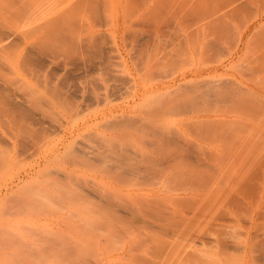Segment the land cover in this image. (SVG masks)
<instances>
[{"label": "rangeland", "instance_id": "1", "mask_svg": "<svg viewBox=\"0 0 264 264\" xmlns=\"http://www.w3.org/2000/svg\"><path fill=\"white\" fill-rule=\"evenodd\" d=\"M9 1L0 0V56L21 53L6 67L0 62V81L21 96L20 108L31 107L47 121L13 128L11 117L21 109L10 116L0 107V264H244L248 244L250 264H264V166L252 169L255 155L236 161L247 185L238 189L237 167L232 179L226 169L233 159L219 160L235 146L253 154L264 149V48L260 56L255 49L262 46L254 44L264 40V21L254 30L255 49L243 53H256L262 63L248 57L253 62L246 67L242 55L233 68L204 74L207 81H201L181 75L211 68L212 50L204 51L211 64L202 68L203 54L191 51L178 22L187 19L189 34L207 32L220 20L211 17L224 19L236 0L231 7L234 0H162L174 4L167 12L157 10L156 0L52 1L56 35L42 29L45 21L35 30L31 21L11 20L23 5L12 0L19 4L14 10ZM45 2L25 4L32 10ZM247 17L251 21L243 22H252ZM157 22L165 32L155 39ZM239 25L220 40L227 46L218 45L214 61L225 59L226 47L245 26ZM57 32L67 41L60 42ZM6 44L11 53H4ZM208 77L230 79L244 93L210 97ZM136 89L144 90L139 100L133 99ZM6 100L14 104L12 97ZM157 131L175 141L156 145ZM77 147L94 156H80ZM214 163L227 165L222 175L205 172Z\"/></svg>", "mask_w": 264, "mask_h": 264}, {"label": "bare ground", "instance_id": "2", "mask_svg": "<svg viewBox=\"0 0 264 264\" xmlns=\"http://www.w3.org/2000/svg\"><path fill=\"white\" fill-rule=\"evenodd\" d=\"M7 1V0H6ZM9 1V0H8ZM16 1H18L19 2V0H16ZM29 2H31L32 3V0H28ZM28 1L27 0H20V2L22 3V9H20V11H17V12H15L16 10H15V8H16V6L17 5H15V4H18V2L17 3H15L14 1L12 2V0H10L9 2H12L15 6H10V8L11 7H14L13 9L15 10L14 11V14H15V16H13L14 14H12V16L13 17H15V18H12V16H11V20L12 19H15L16 21L18 20H20V21H23V19L25 20V21H31L32 23V25H30V26H34L33 28H35L36 26L39 28V27H41L42 26V24L43 23H41V22H44V24L47 26H43V30H47V28H49L48 30L49 31H51V32H53V30L55 31V35H56V31L57 30H55V28L54 29H52V27L54 26L52 23V27L50 28V17L53 15V11L55 10V6L57 5V4H59L60 2H61V0H57V1H54V0H49V4H50V2H51V4L50 5H52V4H54L53 2H56L55 4L56 5H52V6H49V4H48V2L46 3L47 5H42L43 7L44 6H47L48 8L50 7H52V9L50 10V8H49V10H48V8H47V10L45 9V7H44V9H43V7L41 8V6L39 7V8H36V7H33L34 9H36L35 11H34V9H32L31 10V8H32V5H30V9H28V7H27V5L25 4V3H27L28 4ZM53 1V2H52ZM157 1V10L158 11H161V10H163V11H165V12H167V11H169L170 9H172V8H170V6L169 5H171L172 4V6L174 5L173 4V2H170V1H168L169 3H167V1H162V0H156ZM177 1V0H176ZM179 1L181 2L182 1V3H183V0H178V3H179ZM206 1H209V0H206ZM212 1V0H211ZM221 1V0H220ZM229 1V0H228ZM230 2V1H229ZM236 4L234 5V3H235V0H234V2L230 5V7L232 6V5H234L232 8H230V11H228L229 10V7H228V9H227V13L225 14V16H224V19H223V17L222 18H219V15H217L216 16V18L213 16V17H211L212 19H216V20H218V19H220L219 21H210L208 18L206 19V20H203V21H210L211 23V25H212V23H214L212 26H210L209 27V29L207 30V32L205 31L206 30V28H204V29H202V28H200L199 30L201 31L202 30V36H205L204 37V39H206L207 38V36H208V38L210 37L211 38V40L209 41L208 40V38H207V40L209 41V42H205L204 41V39H202L201 40V36L200 37H198L199 36V32L200 31H197V33L198 34H193V33H191V34H189V33H187V26H188V24L186 23L187 22V19L186 18H182V20L181 21H179L178 23H179V25H180V27H182V29L186 32V34H185V40L187 41V43H189V46H190V49H191V51L194 53V54H199V56H200V54L202 55L203 54V59H204V61L203 62H205L204 63V67L203 66H201L202 68H206V64L207 65H210L211 63L209 62V61H213L212 62V67L211 68H209L208 70H194L192 73H190V74H182L181 75V79H186L188 76L190 77H193V78H199V79H197V80H201V81H207V79H205V77L204 78H201L204 74H212L213 76H215L220 70H224V69H226L227 67H232V65H233V63H234V60L235 59H237V58H240L242 55H243V53L245 52V51H247L249 48L251 49V46H252V44H253V42L254 41H252V39H255V38H253V35H254V30L255 29H257L259 26L260 27H262V21H264V0H236ZM44 3V4H45ZM208 3H211V2H208ZM215 3H217V0L215 1ZM220 3V2H219ZM12 4V5H13ZM166 4L169 6V7H166ZM228 4V3H227ZM7 5V4H6ZM2 6V5H1ZM7 6H9V5H7ZM18 6H19V4H18ZM17 6V7H18ZM26 6V7H25ZM54 6V7H53ZM210 6V5H209ZM229 6V5H228ZM174 7V6H173ZM4 8H5V6H4ZM8 8V7H7ZM170 8V9H169ZM9 9V8H8ZM7 9V10H8ZM211 9V8H210ZM10 10V9H9ZM9 10H8V12H9ZM13 11V10H12ZM50 11V12H49ZM205 11V10H204ZM52 12V13H51ZM11 13V11L8 13V14H10ZM13 13V12H12ZM46 13H47V15H46ZM51 14V15H49V14ZM253 13V15H251ZM8 14H6V16H8ZM55 14V13H54ZM250 14V15H249ZM45 15V16H44ZM210 15H213V14H210ZM209 15V16H210ZM216 15V14H215ZM47 16V17H46ZM222 16H223V14H222ZM247 16H250V17H252L253 16V20H252V22H249V23H245V22H243V18L244 17H246V18H248ZM10 17V16H9ZM9 17H8V19H9ZM53 17V16H52ZM218 18V19H217ZM7 19V20H8ZM43 19V20H42ZM183 19H186V20H183ZM46 20H48V23H47V21ZM240 20H242L241 21V23L239 22ZM245 20V19H244ZM247 20H250L251 21V18L249 19H247ZM14 21V20H13ZM40 21V22H39ZM1 22V21H0ZM37 22V23H36ZM52 22V21H51ZM244 23V25H242L243 23ZM10 23V22H9ZM14 23V22H13ZM12 23V24H13ZM17 23V22H16ZM15 23V24H16ZM23 23V22H22ZM28 23V22H27ZM36 23V24H35ZM41 23V24H40ZM56 23V22H55ZM207 23H209V22H207ZM238 23H240L242 26H244V27H239L240 29L238 30V35H237V40H235V44H233L232 43V45L231 44H229V47L230 48H228V47H226L227 48V53L226 52H224L223 54H224V60H217L219 57H217L216 58V60L215 61H218L217 63H215V61H214V57H216L215 56V53H218L219 51V49H220V45L221 44H224L225 42H224V40L223 41H221L222 43L221 44H219V42H220V40H222L223 38H226V36L225 35H227L228 36V34H230V32L231 31H235V27H237L239 24ZM34 24V25H33ZM206 24V23H205ZM205 24H203L204 26H205ZM247 24V25H246ZM7 25V24H6ZM24 25H25V23H24ZM241 25H239V26H241ZM17 26V25H16ZM19 26V25H18ZM21 26V25H20ZM27 26H29V24L27 25ZM29 26V27H30ZM166 26V25H165ZM206 26H207V24H206ZM208 26H209V24H208ZM25 27V26H24ZM32 27L30 28V29H32ZM35 28V30H37L38 28ZM167 27V26H166ZM165 27V28H166ZM28 28V27H27ZM65 28V27H64ZM234 28V29H233ZM16 29H17V27H16ZM22 29V28H21ZM29 29V28H28ZM57 29V28H56ZM61 29V28H60ZM62 29H63V27H62ZM66 29H68V28H66ZM71 29V28H70ZM164 29V24L161 22V23H156V25L154 26V29H153V32H155V34H156V38L155 39H158L161 35H162V33H163V31L165 32V29ZM233 29V30H232ZM27 30V29H26ZM34 29H32V31H33ZM43 30H38V33H39V31L42 33L43 32ZM22 31V30H21ZM24 31V30H23ZM48 31V32H49ZM59 31V30H58ZM65 31V30H64ZM258 31V30H257ZM47 32V31H46ZM67 32H68V30H66L65 32H64V34H67ZM162 32V33H161ZM206 32V33H205ZM236 33H237V31H235ZM35 33H37V32H34L33 34L34 35H37V34H35ZM58 34H61L62 32H57ZM68 33H70V31L68 32ZM161 33V35L160 36H158L159 34ZM201 33V32H200ZM258 33V32H257ZM52 34H54V33H52ZM57 34V35H58ZM166 34V33H165ZM256 34V33H255ZM262 34H264V33H262ZM4 35V34H3ZM2 35V36H3ZM27 35V34H26ZM30 35H31V33H30ZM29 35V36H30ZM63 35V33L60 35V39L64 36H62ZM68 35V34H67ZM75 35V34H74ZM74 35H73V37H74ZM154 35V34H153ZM32 37H34L33 35H31ZM54 36V35H53ZM155 36V35H154ZM163 36H164V33H163ZM162 36V37H163ZM212 36V37H211ZM8 37H9V35H8ZM37 37V36H36ZM35 37V38H36ZM40 37V36H39ZM67 37V39H68V37L69 36H66ZM66 37L64 36V38H62L61 40L59 39V35L57 36V39H59V41L61 42V41H63V40H66L67 41V39H66ZM161 37V38H162ZM256 37V36H255ZM260 37V36H259ZM259 37H258V39H259ZM11 38V37H10ZM28 38H30V37H26V38H23V43L22 44H24V43H26V41H25V39H28ZM70 38H71V36H70ZM76 38V37H75ZM163 38H166V36L165 37H163ZM261 39H264V35H261V37H260ZM55 40H57L56 38H54ZM154 39V40H155ZM15 40V39H14ZM29 40V39H28ZM73 40H76V39H72V41ZM163 40V39H162ZM162 40H160V41H162ZM200 40L202 41V42H200ZM8 41V40H7ZM58 41V40H57ZM71 41V42H72ZM77 41L78 40H76L75 42L77 43ZM155 41H157V40H155ZM166 41V40H165ZM184 41V40H183ZM226 41H228V40H226ZM230 41V40H229ZM260 41L261 42H264V40H259V42H256V40H255V48H257V46H256V44L257 45H259V44H261V45H259V47L260 46H262V47H260V49H255V48H253V46H252V49H255V50H257V51H255V52H257V54L259 53V55L261 54V51H262V49L261 48H264V43H260ZM1 42V41H0ZM15 42V41H14ZM17 42H18V40H17ZM22 42V41H21ZM39 42V41H38ZM45 42V41H44ZM53 42H54V40H53ZM64 42V41H63ZM224 42V43H223ZM13 43V42H12ZM29 43V42H28ZM47 43V42H46ZM46 43H44V45H45V49H48V48H46V45L48 44H46ZM52 43V42H51ZM55 43V42H54ZM73 43V42H72ZM228 43V42H227ZM230 43V42H229ZM1 44V43H0ZM10 44V43H9ZM14 44V43H13ZM62 44V43H61ZM158 44V42H156V44L155 45H157ZM50 45H52V44H50L49 43V46ZM57 45V44H56ZM64 45V44H63ZM72 45V44H71ZM219 45V46H218ZM225 45H226V43H225ZM232 47H231V46ZM8 45L6 44L5 46H3V49H4V53L6 52V51H9L10 50V53H11V49H8V47H7ZM14 46V45H13ZM49 46H47V47H49ZM79 46V45H78ZM222 46V45H221ZM227 46V45H226ZM5 47V48H4ZM9 47H11L10 45H9ZM25 47V46H24ZM40 47V46H39ZM23 48V47H22ZM223 48V47H222ZM221 48V49H222ZM41 49V48H40ZM206 49H208V50H212L211 52H209L208 50H206ZM6 50V51H5ZM13 50V49H12ZM22 50V49H21ZM50 50H52L51 48L49 49V51ZM225 50V49H224ZM259 50V51H258ZM261 50V51H260ZM0 51H1V49H0ZM15 51H18V49H16ZM14 51V53H13V51H12V53L11 54H7V52L5 53V55H1L0 56V58L1 59H3V60H1L0 59V62H1V64H2V68L3 67H6V66H8V65H10V64H12V61H11V57L13 56V57H19V54L21 53H17V52H15ZM22 51H24V49L22 50ZM204 51H208L209 53H207V55L208 56H210V55H212L210 58H209V61L206 63V59L208 60V58H206L205 56H207L206 55V53L204 52ZM212 52H214V54L212 53ZM221 52V51H220ZM223 52V51H222ZM212 53V54H211ZM252 53V52H251ZM251 53L248 55V57L251 59V60H255L256 59V53H254V54H252L251 55ZM262 53H264V52H262ZM196 54V55H197ZM220 54V53H219ZM222 54V53H221ZM223 54H222V56H223ZM247 55V54H246ZM254 55H255V58H254ZM258 55V56H259ZM198 55H197V57H199ZM220 56V55H219ZM252 58H251V57ZM257 56V59H259V57ZM261 56V55H260ZM248 57L246 58V56H245V58L246 59H248ZM262 57H264V56H262ZM220 58H222V57H220ZM243 58H244V55H243ZM243 59L244 60V62L243 63H246L247 61H249L250 62V59H248L247 61H246V59ZM254 58V59H253ZM261 58V57H260ZM210 59H213V60H210ZM240 59H242V57L240 58ZM243 60H241V61H243ZM261 60L262 61H264V59H262L261 58ZM246 61V62H245ZM253 61H251V62H253ZM256 61V60H255ZM260 61V59L258 60V62ZM262 61H260L259 63H262ZM249 62H247V64L249 63ZM249 63L248 65L246 64H244L246 67H249L250 65H252V63ZM258 62H255V63H258ZM209 63V64H208ZM213 63H215V65L213 64ZM0 64V65H1ZM262 64H264V63H262ZM236 64H234V66H235ZM244 65L242 64V66L244 67ZM253 65H254V63H253ZM237 67V66H236ZM239 67L241 68V64H239ZM242 67V68H243ZM251 67V66H250ZM252 67H254V66H252ZM259 67H262L261 66V64L259 65ZM1 68V66H0V70L2 69ZM233 68V67H232ZM241 68V69H242ZM245 68V67H244ZM243 68V69H244ZM227 70V69H226ZM242 71V70H241ZM243 72V71H242ZM241 72V73H242ZM1 73V72H0ZM225 74V73H224ZM7 76V75H6ZM206 76V75H205ZM242 76H244V74L242 75ZM261 76V75H260ZM3 77H5V76H3ZM2 76H1V78H3ZM207 77V76H206ZM222 77V76H221ZM4 80H7V79H3V81ZM193 80V79H192ZM208 80H209V82H208V95H210V97H213V98H218V97H222L223 99H232V98H234V97H239L238 95H240V94H242V93H244L243 92V90L240 88V87H237L236 85H234V84H232V81L229 79L228 81H223V80H213V78L211 79V77H210V79H209V77H208ZM234 80V79H233ZM10 83V82H9ZM241 83V82H240ZM261 83V82H260ZM6 84V85H5ZM242 84V83H241ZM262 84H264V83H262ZM14 85V84H13ZM238 85V84H237ZM260 86H261V84H260ZM0 89H2V90H0V92L1 91H3V93H6V95H5V97L4 98H1V100H0V102H2L1 104H0V107H2L1 105L2 104H4V109L7 111V115H8V113H9V115L11 116L13 113H15L16 111L14 110L16 107V110H20L21 109V111H19V112H16L15 114L17 115V116H15V114H13L14 116H15V118H14V116H12L11 117V120H12V122H13V128H14V125L15 126H18V127H20V129H24V127H26L25 126V124L27 125V123L26 122H31L32 123V125H33V123L34 124H36V125H45L46 123V121L45 120H43L42 119V117L41 116H37V114L34 112V111H31V107L29 108V107H27V105L25 106L26 108H29L30 109V111H28L27 109H22L23 107H22V105H24V104H22L23 102H21L22 101V98H21V96L20 95H18L17 94V92L14 94V92H15V90H13L12 91V89L10 88V86L9 85H7V83H6V81H5V83L3 84V82H1L0 81ZM15 89V88H14ZM250 89V88H249ZM261 90V89H260ZM246 91H247V89H246ZM248 92V91H247ZM143 94H144V90H141V89H136L135 91H134V94H133V99L134 100H136V99H140V97L142 98V96H143ZM17 95V96H16ZM12 97V99H13V101L11 100V102H12V104L13 105H11V103H9L8 102V100H6L5 101V98H7V97ZM18 96H20V97H18ZM7 103H5V102ZM10 104V105H9ZM6 105H8V107H5ZM21 105V106H20ZM12 106V107H11ZM15 106V107H14ZM9 107H10V109H9ZM20 107H22V108H20ZM3 108H1V110H2ZM3 109V110H4ZM10 110V111H9ZM11 110H12V112H11ZM15 112H14V111ZM23 110H24V112H23ZM27 110V111H26ZM6 111H4V112H6ZM1 112V111H0ZM3 112V111H2ZM23 112V113H22ZM18 113H20V114H18ZM2 114V113H1ZM5 113H3V115H4ZM6 115V116H7ZM21 115V116H20ZM40 115V114H39ZM20 118H19V117ZM7 117H9V116H7ZM16 117H18V118H16ZM41 117V118H40ZM208 118H206V120H207ZM201 120H205L204 118L203 119H201ZM207 121H212V120H207ZM129 122V121H128ZM127 123V122H126ZM30 124V123H29ZM28 124V125H29ZM50 124V123H49ZM133 124V123H132ZM23 125V127H21ZM48 125V124H47ZM46 125V126H47ZM128 127H132L130 124L129 125H127ZM17 128V127H16ZM28 129V128H27ZM25 130V129H24ZM29 130L30 129H28V132H29ZM22 132V131H21ZM155 132V131H154ZM154 132H153V134H154ZM23 133V132H22ZM22 133H20V134H22ZM25 133V132H24ZM30 133H31V131H30ZM33 133V132H32ZM35 133V132H34ZM33 133V134H34ZM166 134H169L168 132L166 133L165 132V134H164V132L162 131H157L156 132V134L155 135H157V136H155V138L157 139V142H156V145H158V146H162V145H164V144H167L168 142L170 143L171 141V143H173L174 141H173V139H171L170 138V136L169 137H167L169 140H167L166 139V137L164 136V135H166ZM28 135V134H27ZM39 135V134H38ZM38 135L36 136H34V137H32L33 139L35 138V137H38ZM26 136V135H25ZM175 136V135H174ZM72 137H73V135H72ZM24 138V137H23ZM38 140V139H37ZM26 143V142H25ZM31 143V142H30ZM36 143V142H35ZM168 143V144H169ZM28 144V142L26 143V145ZM32 145V144H31ZM82 146V145H81ZM79 147H80V145H79ZM79 147H77V149L79 148ZM236 148L238 147V146H235ZM246 149H245V148ZM244 147H242V149L246 152V150H247V147L246 146H244ZM236 148H229L228 150H227V153H229V155H224V157H220L219 158V160H220V162L222 161H224V159H227V160H229V159H233L232 161H228L231 165H229V168H227L226 166L227 165H225L223 168H225L226 167V169H228V171H229V173L230 172H233V170L235 171V168L237 167V175L235 176L234 175V177L236 178V181H235V178L233 179L234 180V186L235 187H237L238 189H243L244 188V185H246V183L244 182V180H246L245 178H246V174H245V172L243 171H240V173H239V169H241V168H239L238 166H240V165H238L237 163H236V161H241L240 159L241 158H244V159H246V160H249L251 157H253V156H251V155H255V156H257L256 157V159H255V161H253L254 163H252V165L254 166V167H252V169H255V170H258L259 171V169H261V167L262 166H264V149H260L259 151H256L255 153L256 154H253L250 150H247L249 153L251 152L252 154H247L248 152H244L243 153V150L242 149H240L239 150V147L236 149ZM241 148V147H240ZM80 149V148H79ZM85 149V150H84ZM82 148V149H80V152H81V154L82 155H80V156H87V155H89V158L90 157H92V156H94L93 155V152H91V154H90V152H88L87 150H86V148ZM27 150V149H26ZM29 150V149H28ZM8 153V152H7ZM16 153V152H15ZM14 153V154H15ZM250 155V156H249ZM238 156H241L240 158L238 157ZM250 158H249V157ZM212 159V158H211ZM228 163V164H229ZM233 164L236 166V167H234L233 166ZM238 165V166H237ZM249 165H251V164H249ZM251 165V166H252ZM256 165H258V166H256ZM232 166L234 167V169L232 168ZM220 168V169H219ZM222 168V164H220V165H217V164H215L214 163V165H209V167H207V169L209 170V171H205V172H210V170H211V172H212V170L213 171H215V170H221V169H223ZM230 168H232V171H230L229 169ZM239 168V169H238ZM225 169V170H226ZM251 169V168H250ZM249 169V170H250ZM243 170H244V168H243ZM248 170V171H249ZM222 172H221V175L223 174V170H221ZM248 171H246V173L248 172ZM251 171V170H250ZM210 172V173H211ZM236 172V171H235ZM235 172H233V173H230L228 176H229V178L230 179H232L233 178V174H235ZM209 173V174H210ZM239 173V174H238ZM227 174H228V172H227ZM232 174V175H231ZM211 176H216V174H214V175H212V174H210ZM230 175L232 176V178L230 177ZM66 176H69V175H66ZM218 176V175H217ZM213 177V180H216V178H214ZM21 181V180H20ZM244 182V183H243ZM247 186V185H246ZM241 187V188H240ZM245 189H246V187H245ZM207 204V203H206ZM205 204V205H206ZM241 204V203H240ZM205 205H202V208L204 209V207H205ZM204 206V207H203ZM201 207V206H200ZM207 207H208V205L205 207V210L207 209ZM208 209H209V207H208ZM181 212V211H180ZM261 213H262V211H261ZM183 214V213H182ZM196 213H194L193 212V214L192 215H195ZM262 214H264V213H262ZM259 215H260V213H259ZM196 216V215H195ZM194 216V217H195ZM258 216V215H257ZM193 217V216H192ZM262 217H264V215H262ZM220 225H221V223H219ZM224 226V225H223ZM111 226L109 225V228H110ZM249 235H251L250 233H248ZM197 237L199 238L200 236L199 235H197ZM249 237V236H248ZM253 237H255V236H253ZM194 238H196V237H194ZM194 238H193V240H194ZM197 239V238H196ZM249 239V238H248ZM199 240V239H198ZM250 241H251V239H250ZM249 241V242H250ZM246 242H248V241H246ZM252 242H253V239H252ZM249 246V244L247 245V247ZM244 247V246H243ZM247 247H245V249H244V251H243V255H242V261L244 262V264H250V258H249V252H248V248ZM130 250V249H129ZM132 250V249H131ZM240 259H241V257H240Z\"/></svg>", "mask_w": 264, "mask_h": 264}]
</instances>
